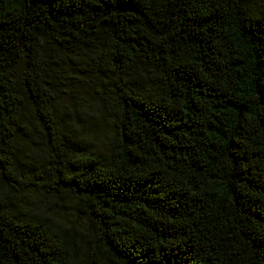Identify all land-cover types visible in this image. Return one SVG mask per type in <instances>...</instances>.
<instances>
[{"label": "trees", "instance_id": "1", "mask_svg": "<svg viewBox=\"0 0 264 264\" xmlns=\"http://www.w3.org/2000/svg\"><path fill=\"white\" fill-rule=\"evenodd\" d=\"M0 264H264V0H0Z\"/></svg>", "mask_w": 264, "mask_h": 264}, {"label": "rangeland", "instance_id": "2", "mask_svg": "<svg viewBox=\"0 0 264 264\" xmlns=\"http://www.w3.org/2000/svg\"><path fill=\"white\" fill-rule=\"evenodd\" d=\"M67 92H69V91L67 90ZM69 95H70V93H69L68 95L65 94V93H62L61 96H60V100H61V102H64V103L67 104V105H71ZM27 110H29V108H27ZM31 125L33 126L34 123H31ZM105 139H106V132L103 131L102 135L99 137V143H100V144H104ZM70 217H71V216H69V215H68V216H65V218H67V219H69ZM68 221H69V220H66V222H68Z\"/></svg>", "mask_w": 264, "mask_h": 264}]
</instances>
